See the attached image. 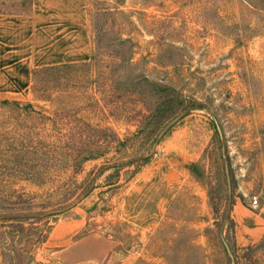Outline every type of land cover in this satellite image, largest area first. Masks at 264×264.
I'll return each mask as SVG.
<instances>
[{
    "label": "rangeland",
    "instance_id": "1",
    "mask_svg": "<svg viewBox=\"0 0 264 264\" xmlns=\"http://www.w3.org/2000/svg\"><path fill=\"white\" fill-rule=\"evenodd\" d=\"M33 1L0 0V13H30ZM260 1L39 0L41 26L60 28L62 36L94 33L102 12L114 36L131 39L124 54L134 71L182 93L180 112L190 110L159 140L173 118L156 136L139 132L134 111L143 103L126 94L121 111L110 92L98 91H109L111 71L120 76L127 65L113 68L120 60L109 43L89 72L101 77L89 84V101L36 99L32 87L18 89L11 82L17 77L0 70V88L21 91L0 97L18 101L0 103V264H96L107 254L103 264L122 255L130 264H264V236L238 247L233 217L237 203L264 217ZM10 49L0 51L5 70ZM105 127L125 144L97 137ZM157 140L150 160L131 167L138 170L133 177L124 179L126 168L109 185L117 179L106 164L150 154ZM74 207L88 222L58 243L74 252L63 256L48 237Z\"/></svg>",
    "mask_w": 264,
    "mask_h": 264
},
{
    "label": "trees",
    "instance_id": "2",
    "mask_svg": "<svg viewBox=\"0 0 264 264\" xmlns=\"http://www.w3.org/2000/svg\"><path fill=\"white\" fill-rule=\"evenodd\" d=\"M260 2L264 5V0H261ZM30 9L31 6L26 10V12H29ZM87 13L89 16V9H87ZM94 23L95 31L92 33L93 50L91 58L88 61L47 65L33 69L31 87L33 93L36 95V99L54 101L56 98H58V100L60 98H65L67 99V103L71 100L76 101L79 99H86L89 101L87 93L89 88L92 86H89V84L93 83V79H98L94 82H99L101 79V77H97L96 75L92 76L89 72L93 65L98 66L101 61L100 54L102 52V48L109 43L113 46V48H116L115 53L120 60L119 62H115L118 64L113 68L118 66L120 70V66L124 65V63H127V65L123 70L121 69L122 73L120 76H118L119 71L117 69H113V71H111V74H114L111 76L114 78L113 85L110 86L109 91L101 90V88H99L98 91L104 94L106 92H110L107 94L108 97L113 99L111 100V103L113 101L116 107L119 105L121 111L123 109L121 105L122 96L129 94L130 98L133 100L136 98L139 99L137 103L141 102L144 106L141 110H133L138 119L137 128L139 129V132L143 131L142 133L147 136L152 134H155L156 136L165 123H167L170 119L172 120V118L174 119L185 109L190 108L187 107L180 112L182 104L184 103L183 94L180 92L177 93L170 91L168 84L162 82L163 80L157 82L154 80L150 81V79L146 76L142 78V74H138L139 72H137V70L134 71L132 67L133 64L126 61L127 56L124 54L125 48L128 46L130 48L131 39L124 38L119 35L114 36V33H112V31L108 28V25L106 26L105 22H103L102 12L96 14ZM79 70H82L83 72L80 73ZM74 88H76V91L73 90ZM79 88H83L84 91H78ZM12 102L17 103L18 101L0 99V103L10 104ZM66 102H63V104ZM137 103L134 102V104ZM174 103L175 106H173ZM112 116L117 120V118L120 117V113L118 114V112L112 110ZM90 131L93 132L96 130L91 129ZM91 135L93 136V134ZM99 136L106 140L109 138L118 140L120 145L125 144V141L120 139L118 134L111 131L110 128H99L97 137ZM86 159L88 158L83 160L85 161ZM148 160H150L149 154H136L134 157H128L125 162L119 160L118 162H114L112 164H106L105 166H107V168L113 167L115 169L114 177L117 179H115V182L109 183V185H117L120 182L122 171L126 168L128 169L124 171V179L127 180L129 176L133 177L138 170L137 167L135 169H131V167L140 165L139 163H146ZM77 162L79 164L81 163V161ZM107 168L103 167L100 170L103 171ZM46 239V236L40 237L38 239V243L45 242ZM14 249L15 247L13 246V251ZM19 257L24 258L23 255H20ZM25 263L26 260H24V264ZM29 263L27 262L26 264Z\"/></svg>",
    "mask_w": 264,
    "mask_h": 264
},
{
    "label": "crops",
    "instance_id": "3",
    "mask_svg": "<svg viewBox=\"0 0 264 264\" xmlns=\"http://www.w3.org/2000/svg\"><path fill=\"white\" fill-rule=\"evenodd\" d=\"M39 8V0H34L30 13H0V51H8L11 46V56L13 55L9 70H5L8 69L7 66L2 67L1 65L0 70L17 77L11 82L12 84L17 83L18 89L31 88L32 72L36 67L84 62L88 61L92 55L91 32L80 30V33L67 32L62 36L60 28L55 30L51 24L42 27ZM2 56L5 57L7 54ZM11 93H21V91L10 89L6 91L0 88V97L7 98L8 95L12 96ZM68 215L59 220L48 237L50 243L61 246V249L56 252H60V255L63 253V256H66L68 252H71L70 254L74 252L70 244L58 243H61V239L76 235L88 222L80 208H72ZM233 217L236 222V245L238 247L253 245L264 236V217L260 214L237 203L233 208ZM107 257L108 254L103 258H97L96 264H103ZM127 258L122 255L115 264H130Z\"/></svg>",
    "mask_w": 264,
    "mask_h": 264
},
{
    "label": "water",
    "instance_id": "4",
    "mask_svg": "<svg viewBox=\"0 0 264 264\" xmlns=\"http://www.w3.org/2000/svg\"><path fill=\"white\" fill-rule=\"evenodd\" d=\"M190 108L185 109L184 111H182L178 116H176L171 122H169L164 128L163 130L160 132L159 136H158V140L167 132V130H169L175 123H177L178 121H180L181 119H183L189 112ZM217 128L219 130V132L221 133V128L220 125L217 123ZM158 140L155 142L152 151L150 152L149 155H151L157 145ZM93 186H91L85 193L84 195L79 199H83L84 197H86L89 192L92 190Z\"/></svg>",
    "mask_w": 264,
    "mask_h": 264
},
{
    "label": "built area",
    "instance_id": "5",
    "mask_svg": "<svg viewBox=\"0 0 264 264\" xmlns=\"http://www.w3.org/2000/svg\"><path fill=\"white\" fill-rule=\"evenodd\" d=\"M253 204V206H256L257 204H258V200H257V198H255L254 200H253V202H252Z\"/></svg>",
    "mask_w": 264,
    "mask_h": 264
}]
</instances>
